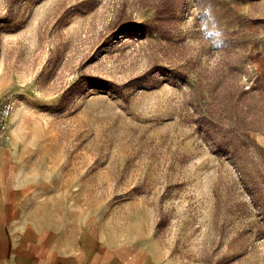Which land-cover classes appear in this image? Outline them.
Here are the masks:
<instances>
[{
    "label": "rangeland",
    "instance_id": "obj_1",
    "mask_svg": "<svg viewBox=\"0 0 264 264\" xmlns=\"http://www.w3.org/2000/svg\"><path fill=\"white\" fill-rule=\"evenodd\" d=\"M2 99L88 229L264 264V0H0Z\"/></svg>",
    "mask_w": 264,
    "mask_h": 264
},
{
    "label": "crops",
    "instance_id": "obj_2",
    "mask_svg": "<svg viewBox=\"0 0 264 264\" xmlns=\"http://www.w3.org/2000/svg\"><path fill=\"white\" fill-rule=\"evenodd\" d=\"M8 132L0 134V264H160L134 240L109 242L88 229L52 182L26 169L10 117Z\"/></svg>",
    "mask_w": 264,
    "mask_h": 264
},
{
    "label": "built area",
    "instance_id": "obj_3",
    "mask_svg": "<svg viewBox=\"0 0 264 264\" xmlns=\"http://www.w3.org/2000/svg\"><path fill=\"white\" fill-rule=\"evenodd\" d=\"M12 102L8 99L0 100V134H4L6 138H10L8 132V119L12 113Z\"/></svg>",
    "mask_w": 264,
    "mask_h": 264
},
{
    "label": "bare ground",
    "instance_id": "obj_4",
    "mask_svg": "<svg viewBox=\"0 0 264 264\" xmlns=\"http://www.w3.org/2000/svg\"><path fill=\"white\" fill-rule=\"evenodd\" d=\"M14 115H15V112H13V114H12V115H11V117H10V119H11V118H13V117H14Z\"/></svg>",
    "mask_w": 264,
    "mask_h": 264
},
{
    "label": "trees",
    "instance_id": "obj_5",
    "mask_svg": "<svg viewBox=\"0 0 264 264\" xmlns=\"http://www.w3.org/2000/svg\"><path fill=\"white\" fill-rule=\"evenodd\" d=\"M158 10H159V8H158ZM158 13H159V11H158Z\"/></svg>",
    "mask_w": 264,
    "mask_h": 264
}]
</instances>
